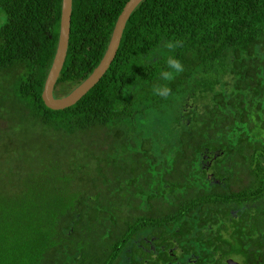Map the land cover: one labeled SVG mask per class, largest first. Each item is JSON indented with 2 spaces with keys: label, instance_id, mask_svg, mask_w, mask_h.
Returning <instances> with one entry per match:
<instances>
[{
  "label": "trees",
  "instance_id": "16d2710c",
  "mask_svg": "<svg viewBox=\"0 0 264 264\" xmlns=\"http://www.w3.org/2000/svg\"><path fill=\"white\" fill-rule=\"evenodd\" d=\"M125 1L71 0L53 97ZM60 2L0 0V264H264V0H140L49 109Z\"/></svg>",
  "mask_w": 264,
  "mask_h": 264
},
{
  "label": "water",
  "instance_id": "95a60500",
  "mask_svg": "<svg viewBox=\"0 0 264 264\" xmlns=\"http://www.w3.org/2000/svg\"><path fill=\"white\" fill-rule=\"evenodd\" d=\"M140 0H126L119 14L116 17L107 46L97 65L75 88L61 97H53L52 88L61 68L68 39L69 19H70V2L71 0H61L59 13L58 36L55 51L49 66L47 75L44 79L40 98L43 104L49 109H61L77 101L96 81L101 77L106 67L112 60L120 39V35L126 19L130 12ZM226 264H238L236 261L228 258Z\"/></svg>",
  "mask_w": 264,
  "mask_h": 264
},
{
  "label": "clouds",
  "instance_id": "9594fccd",
  "mask_svg": "<svg viewBox=\"0 0 264 264\" xmlns=\"http://www.w3.org/2000/svg\"><path fill=\"white\" fill-rule=\"evenodd\" d=\"M180 46H182L180 41H176V42L169 41L163 45V47L168 49L169 51H174L177 47ZM166 64H167V69L170 70H162L160 73V78L165 81L171 82L172 80L175 79L176 75H179L184 71V66L180 62V60L172 56H169L167 58ZM152 91L155 95L163 99H168L169 96L171 95V89L167 85H163V86L154 85L152 87Z\"/></svg>",
  "mask_w": 264,
  "mask_h": 264
},
{
  "label": "rangeland",
  "instance_id": "374dc122",
  "mask_svg": "<svg viewBox=\"0 0 264 264\" xmlns=\"http://www.w3.org/2000/svg\"><path fill=\"white\" fill-rule=\"evenodd\" d=\"M3 18H4V15H3V13L0 11V23L2 22Z\"/></svg>",
  "mask_w": 264,
  "mask_h": 264
}]
</instances>
